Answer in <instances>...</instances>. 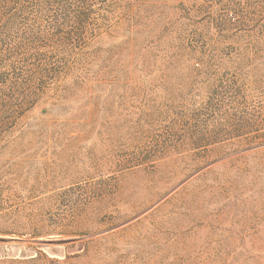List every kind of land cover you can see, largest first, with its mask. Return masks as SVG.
Instances as JSON below:
<instances>
[{"label": "rangeland", "instance_id": "rangeland-1", "mask_svg": "<svg viewBox=\"0 0 264 264\" xmlns=\"http://www.w3.org/2000/svg\"><path fill=\"white\" fill-rule=\"evenodd\" d=\"M0 264H264V0H0Z\"/></svg>", "mask_w": 264, "mask_h": 264}]
</instances>
